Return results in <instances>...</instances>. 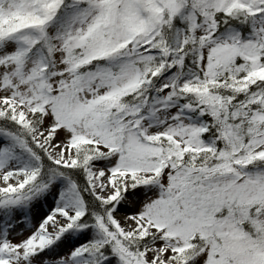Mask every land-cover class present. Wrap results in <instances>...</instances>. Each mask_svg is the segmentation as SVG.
<instances>
[{
  "label": "snow or ice",
  "instance_id": "1",
  "mask_svg": "<svg viewBox=\"0 0 264 264\" xmlns=\"http://www.w3.org/2000/svg\"><path fill=\"white\" fill-rule=\"evenodd\" d=\"M0 264H264V0H0Z\"/></svg>",
  "mask_w": 264,
  "mask_h": 264
}]
</instances>
